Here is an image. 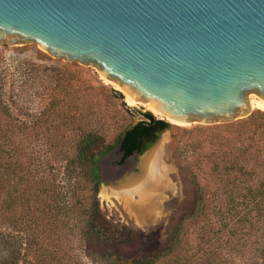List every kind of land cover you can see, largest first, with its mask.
I'll list each match as a JSON object with an SVG mask.
<instances>
[{"label":"rangeland","instance_id":"1","mask_svg":"<svg viewBox=\"0 0 264 264\" xmlns=\"http://www.w3.org/2000/svg\"><path fill=\"white\" fill-rule=\"evenodd\" d=\"M0 96L18 124L11 140L19 169L12 180L17 208L6 214L5 201L0 204V259L8 251L5 242L18 233L22 264H34L37 256L51 264L46 251L67 264H128L171 244L175 256L155 264H264V217L250 209L252 204L243 206L241 177L223 172L219 161L225 139L256 112L264 119L263 110L251 107L245 118L209 125H176L153 113L154 119L172 126L158 136L160 148L141 161L150 149L130 156L121 166L114 146L99 160L100 185L94 197L99 223L122 237L98 243L80 237L82 224L75 214L49 217V197L35 194L33 181L42 177L60 193L74 189L75 198L88 207L90 189L65 184L61 157L70 155L75 140L87 130L114 145L123 129L144 119L142 113L126 105L122 92L93 68L52 58L30 44L0 45ZM122 170L114 178L112 174ZM50 173L54 179L46 181ZM251 184L256 185L255 180ZM68 191L63 199L69 205ZM31 237L32 242H25ZM100 254L107 257L101 260Z\"/></svg>","mask_w":264,"mask_h":264},{"label":"water","instance_id":"2","mask_svg":"<svg viewBox=\"0 0 264 264\" xmlns=\"http://www.w3.org/2000/svg\"><path fill=\"white\" fill-rule=\"evenodd\" d=\"M2 44L91 67L179 123H230L249 95L264 101V0H0Z\"/></svg>","mask_w":264,"mask_h":264},{"label":"trees","instance_id":"3","mask_svg":"<svg viewBox=\"0 0 264 264\" xmlns=\"http://www.w3.org/2000/svg\"><path fill=\"white\" fill-rule=\"evenodd\" d=\"M113 93L116 94L117 92L114 91ZM141 116L144 118L143 120L128 126L119 133L114 145L104 144L99 134L94 130H87L81 132L75 140L70 155L61 157L64 161L65 184L69 185L72 183L78 185L81 189L86 187L90 189L92 195H90V200L87 201L88 207L85 208L82 201L75 198L74 189H71V191L65 190V192L60 193L55 191L53 186L46 183L40 176L39 180H37L38 178L34 179V181L32 180L34 182L33 188L35 194H46L49 197L51 206L48 216L67 217L69 214H75L82 224L80 237L87 242H111L122 237L120 231L116 230L119 234L115 235V233L108 232V229L99 223L100 215L94 197L100 185L98 168L100 158L116 146L119 153L117 165H121L133 153L142 154L157 140L162 132L168 131L172 127L163 120L154 119L148 112L142 113ZM3 117L5 118L4 122H2ZM249 117V119L247 118V120L241 123L240 130L236 131L231 139H225L224 145L226 146V151L221 153L219 161L222 164L221 168L223 172H234L241 177L239 182L243 185V192L240 195L241 203L244 204L243 206L247 207L252 204V208L250 209H254L257 215L264 217V119L258 112ZM16 122V118L10 112L9 105L5 104L0 96V192H4L5 189L4 195L6 196L5 200L0 197V204L5 201L6 214L12 209L17 208L16 204L19 203L16 197L17 194L15 195L17 190L12 181L17 171H19L14 161L17 146L13 145V141L11 140L15 130H18ZM24 128H26L25 124ZM34 156L35 159L38 158V154ZM32 158L34 157L32 156ZM52 159L51 162L57 161L55 158ZM212 170L216 171L215 168ZM50 171H52L51 167ZM28 173L29 171L26 170L27 175ZM51 176L52 178H47L48 180L46 181H53L54 177L52 174ZM21 180L22 178L19 176L18 182ZM253 180H255L256 184L254 186L251 184ZM43 185L46 187H43ZM67 191L69 193L68 197L72 200V204L69 203V205L63 199ZM13 217L11 216V219L17 220V218ZM32 226L34 229L38 228L37 220H35ZM33 237L36 239L35 235ZM10 238L11 242H5L8 251L0 259V264H22L24 257V254H21L20 251L22 238L18 233ZM26 241L32 242V237L27 240L25 239ZM36 243V240H33V244ZM36 251L38 250L36 249ZM45 253L48 254L46 257H49L47 259L51 264H67V260L63 262L62 257H58L47 251ZM100 255L102 257L101 260L107 257L105 256L106 254ZM173 256H175V251L174 245L171 244L166 249L155 254L132 258L128 264H155L158 260ZM34 261V264H43L38 256Z\"/></svg>","mask_w":264,"mask_h":264},{"label":"bare ground","instance_id":"4","mask_svg":"<svg viewBox=\"0 0 264 264\" xmlns=\"http://www.w3.org/2000/svg\"><path fill=\"white\" fill-rule=\"evenodd\" d=\"M110 83L111 84H113L115 87H116V89L118 88L119 90H120V88L118 87V86H116L114 83H112L111 81H110ZM121 91V90H120ZM124 100H125V103H126V105H128V106H134L133 104H135V103H133L127 96H124ZM141 105H143V104H141ZM249 105H250V107H255V108H259V109H261V110H263L264 111V101H262V100H259V99H256V98H254V97H249ZM146 110H148V111H150L152 114L153 113H155L156 115H158V116H160V117H162L161 115H159L156 111H154L153 109H151V108H149V107H147V108H145ZM163 118V117H162ZM163 119H165V120H167L168 122H170V123H172V124H176V125H185L184 123H179V122H176V121H173V120H171V119H168V118H163ZM160 146H161V144H159V145H155L153 148H151L141 159H140V161L142 160V159H144V157L149 153V152H151L152 150H154V149H156V148H160ZM140 161H139V163H140ZM163 165V164H162ZM159 166V165H158ZM138 168H139V164H138ZM159 168V167H158ZM163 168V167H162ZM139 171H140V168H139ZM167 173V172H166ZM160 176V175H159ZM161 178V177H160ZM149 180V179H148ZM167 181V180H166ZM142 182V181H141ZM161 182H163V181H161ZM160 182V183H161ZM150 184V183H149ZM151 185V184H150ZM165 189V188H164ZM167 190V189H166ZM162 191V190H161ZM159 194V193H158ZM157 196V195H156ZM159 198V197H158ZM142 200V199H141ZM155 201V200H154ZM149 202V201H148ZM150 203H152V202H150ZM154 203V202H153ZM143 204V202L141 203V205ZM147 206V205H146ZM139 208V207H138Z\"/></svg>","mask_w":264,"mask_h":264},{"label":"flooded vegetation","instance_id":"5","mask_svg":"<svg viewBox=\"0 0 264 264\" xmlns=\"http://www.w3.org/2000/svg\"><path fill=\"white\" fill-rule=\"evenodd\" d=\"M122 173H123V170L122 171H116L112 175L114 176V178H117V177L121 176Z\"/></svg>","mask_w":264,"mask_h":264}]
</instances>
